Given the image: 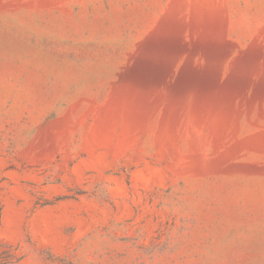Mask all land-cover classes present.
<instances>
[{"label":"rangeland","instance_id":"rangeland-1","mask_svg":"<svg viewBox=\"0 0 264 264\" xmlns=\"http://www.w3.org/2000/svg\"><path fill=\"white\" fill-rule=\"evenodd\" d=\"M0 264H264V0H0Z\"/></svg>","mask_w":264,"mask_h":264}]
</instances>
